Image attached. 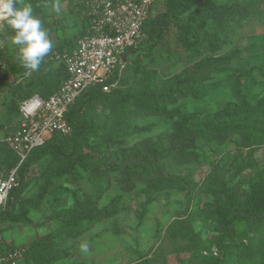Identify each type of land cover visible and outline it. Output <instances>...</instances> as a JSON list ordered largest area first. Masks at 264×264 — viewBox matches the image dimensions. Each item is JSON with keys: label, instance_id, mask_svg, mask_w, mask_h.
I'll list each match as a JSON object with an SVG mask.
<instances>
[{"label": "trees", "instance_id": "1", "mask_svg": "<svg viewBox=\"0 0 264 264\" xmlns=\"http://www.w3.org/2000/svg\"><path fill=\"white\" fill-rule=\"evenodd\" d=\"M200 5L204 7L194 9ZM185 14L187 15L184 18ZM150 16L151 14L142 27L144 39L126 52L135 51L126 60L139 53H150L172 27L177 31L176 39L186 57H202L192 68L188 80L170 81L160 93L152 92L149 97L144 98L137 94L129 101H120L119 105L115 93L107 95L100 86L84 91L65 114V120L71 128L70 135L53 134L41 147L33 149L19 166L16 186L9 192L5 205L0 209L1 233L4 227L9 230L18 227V224L31 227L28 211H35L37 204L45 201L44 196L51 193L52 205L63 207L55 213L61 222L59 232L77 237L119 213L122 201H118V197L117 200L114 197L109 199L111 192L118 191L121 195L137 190L149 192L141 203L142 209L147 210L148 205L159 194L188 191L191 183L180 171L199 158L200 144H208L209 149L212 148L211 144L221 145L229 135H237L240 142L236 144L239 147L249 149L264 145V97H258L264 91V79L262 82L255 80V85L261 91L254 95V105L242 98L244 101L238 104L229 102L223 110L205 115L186 114L180 110L173 114L166 108L173 105L177 97L191 95L205 98L215 95L217 91L222 95L230 94L234 89L235 76H244L247 73L241 69L232 70L230 63L236 58L235 52L212 57L204 52L205 48L215 52L223 51L228 40L236 34L233 27L242 19H245L244 30L251 24H263L264 0H168V7L162 14L151 19ZM87 26L88 20L80 34L58 46L59 51L56 54L61 56L65 51L74 49L77 40L86 33ZM236 37L243 38L246 43L245 52L248 57L244 59V64H251L247 71L264 78V37H248L246 34ZM144 43H147L148 50L142 49ZM67 45L69 48L66 50ZM54 62L60 63L64 71L59 85L53 86L52 90L48 86L46 92L51 91L48 94H37L36 89L29 86L26 93H20L22 101L33 95L47 98L58 90L66 78L63 63L56 59L44 61L43 64ZM116 71L109 83L117 78ZM95 111L97 113L94 115ZM151 117L165 123L167 132L162 136L144 137L131 148H122L123 139L146 131L139 123L144 118ZM89 138L90 141L96 139L97 144L89 146ZM4 144L9 154L7 161H0L6 165L4 169H0V173L6 174L16 167L18 159L5 140ZM111 147L113 150L110 152ZM253 151L250 150L245 159L238 155L233 164L239 162L244 168L249 167ZM35 164L42 165L39 168L41 173L37 176L39 180H43L42 186L36 198L22 202L20 198L25 195L32 183L31 179L34 178H30V173ZM51 164H56L57 167L51 168ZM239 172L240 169H237V174ZM260 175L261 178L264 177V173ZM82 179L89 185V191L71 188L76 181ZM66 198L71 200V204L64 207ZM214 199L212 208L206 206L205 213L196 212V219L203 224L216 221L222 228L219 238H216L220 245L215 256L208 248H205L206 255L201 254L200 235L191 226L195 213L186 218L174 219L167 228V234L173 241L185 239L191 248L190 257L186 261L181 260L182 264H239L238 254L242 243L235 246L233 241L236 238L233 234L238 235L237 240L243 242L248 232L245 229L254 231L264 216V183L258 188L255 186L244 199L231 191L225 196V202H222L219 194H215ZM16 206L21 207L17 216ZM22 206L26 209L23 210ZM7 223L9 226L6 227ZM223 241H229V244L226 245ZM26 245L25 243L21 246ZM221 251L223 256H219ZM27 252L26 248L24 260ZM262 258L264 264V256ZM241 264L247 263L241 261Z\"/></svg>", "mask_w": 264, "mask_h": 264}, {"label": "rangeland", "instance_id": "2", "mask_svg": "<svg viewBox=\"0 0 264 264\" xmlns=\"http://www.w3.org/2000/svg\"><path fill=\"white\" fill-rule=\"evenodd\" d=\"M25 2L33 5L34 15L43 21L49 31L55 44L52 53H58V46L63 41L76 37L86 27L84 0H60L62 11L59 14L51 9L36 7L43 0H25ZM167 7L168 0H156L150 19L162 14ZM203 7L200 5L194 9ZM244 24L245 19H242L233 27L237 35L235 34L231 40H228L223 51L215 52L206 47L204 52L209 53L212 57L220 54L225 56L227 53L235 52L236 58L230 63L232 70L241 69L247 74L235 76L234 89L230 94L222 95L217 91L215 95L205 98H195L191 95L177 97L173 105L166 107L169 113L176 114L180 110L186 114H210L223 110L229 102L238 104L244 101L242 98H246L251 105L256 103L254 95L261 90L258 85H255V80L262 82L264 78L249 73L251 64H244V59L248 57L245 52L246 43L243 38L236 37L251 33V29L244 30ZM258 30L261 31V28L259 27ZM13 34L6 24L0 25V161H7L9 152L4 140L7 135L16 130L19 122L18 107L22 101L20 93H26L30 89L29 86H33L37 94H48L51 91L46 92V88L51 86L52 90L53 86L57 87L64 77L63 68L57 62L42 64L38 72L25 75L26 70L17 60V46L11 42ZM176 36L177 31L171 27L165 33L163 40L150 53L147 55L139 53L130 60H126V65L116 71L117 78L105 94L115 93L117 105H119L120 101H129L137 94L140 98H144L149 97L152 92L160 93L170 81L188 80L192 68L202 57L187 58ZM68 48L69 45L65 49ZM142 49L148 50L147 43L142 45ZM213 78L216 77L213 76ZM258 97L259 99L263 98L264 91ZM96 113L97 111L94 112V115ZM151 124L153 125L149 127ZM139 125L146 131L123 139L122 148H131L144 137L162 136L165 131L167 132L165 123L152 117L144 118ZM96 142V139L90 141V138L87 141L89 146L97 144ZM237 142H240L237 135H229L221 145L211 144L212 148L209 149L208 144H200L201 155L199 158L184 166L180 171L181 175H186L191 183L189 190L182 193L172 191L159 194L148 205L147 210L142 209L141 203L144 202L149 192L137 190L125 195H121L118 191L111 192L108 196L109 199L114 197V200H117L118 197V201L120 199L122 201V204L118 205L119 213H115L77 237H70L66 233L59 232L61 222L55 213L63 207L52 205L51 193L46 194L45 201L42 200L37 204L38 207L35 211H28L31 227L35 229L36 237L34 242L26 243L28 252L23 264H182L181 260L186 261L190 257L191 248L185 239L173 241L167 234V228L174 219L186 218L194 213L195 219L191 226L200 235L201 254L206 255L205 248H208L210 253L215 256L218 254L217 247L220 245L216 238H219L222 228L216 221H214L216 224L201 223L199 219H196V212L205 213L206 206L212 208L215 194L221 195L222 202H225V196L230 191L244 199L245 196L251 194L255 186L258 188L260 184L264 183V177L261 178L260 175L264 173V145L246 149L239 147ZM110 149L111 152L113 149L112 147ZM252 149L254 151L251 154L252 162L249 167L244 168V165L239 162L236 165L233 164L238 155L245 159ZM86 150L85 148L84 152ZM5 166L4 163H0V169H4ZM40 166L42 165L35 164L32 167L30 178H34L31 179L32 183L25 195L21 196L22 202L36 198L43 181L37 177L41 173L39 168L42 167ZM53 167H57V165L51 164V168ZM237 169H240L238 174ZM84 179L76 181L73 185L71 183V188L76 187L82 191H89V185ZM70 204L71 200L66 198L64 207L70 206ZM20 208V206H16V216ZM22 209L26 208L22 206ZM5 226H9V224L7 223ZM17 226L20 229L23 227L21 224ZM255 227L254 231H249V228L245 229L248 232L243 242L237 240L236 236L238 235L233 234L236 238L233 244L236 246L242 243L238 254L239 264L241 261L247 264H263L264 216ZM6 230L8 228L4 227L2 238L6 236ZM26 236L25 232L17 234L11 243L13 245L25 244L21 239ZM223 242L226 245L229 244V241ZM85 243L89 245L88 253H83L80 250V246ZM219 256H223L222 251Z\"/></svg>", "mask_w": 264, "mask_h": 264}, {"label": "built area", "instance_id": "3", "mask_svg": "<svg viewBox=\"0 0 264 264\" xmlns=\"http://www.w3.org/2000/svg\"><path fill=\"white\" fill-rule=\"evenodd\" d=\"M156 0H84L88 20L86 33L71 51L61 56L50 54L47 60L59 59L66 78L58 90L42 98L33 95L19 104L17 129L5 138L18 161L14 169L0 173V209L16 186L17 170L33 149L41 147L53 134L68 136L71 128L65 120L68 108L87 89L102 87L108 92L115 71L125 63L122 56L144 39L142 27ZM25 246H14L2 239L0 231V264H22Z\"/></svg>", "mask_w": 264, "mask_h": 264}, {"label": "clouds", "instance_id": "4", "mask_svg": "<svg viewBox=\"0 0 264 264\" xmlns=\"http://www.w3.org/2000/svg\"><path fill=\"white\" fill-rule=\"evenodd\" d=\"M36 7L51 9L56 14L62 11L60 0H43ZM4 24L14 33L11 42L17 46V60L26 70L25 75L38 72L55 44L43 21L34 15L33 5L25 0H0V25ZM80 250L88 253L89 245L82 244Z\"/></svg>", "mask_w": 264, "mask_h": 264}, {"label": "crops", "instance_id": "5", "mask_svg": "<svg viewBox=\"0 0 264 264\" xmlns=\"http://www.w3.org/2000/svg\"><path fill=\"white\" fill-rule=\"evenodd\" d=\"M259 27L261 28V31L258 30ZM246 29H251V33L246 34V36H248V37H261V36L264 37V23L261 25L251 24L248 27H246ZM23 232H25L27 235L24 239H21L25 243L33 241L36 237V231L32 227H22L21 229L18 227H14V228H11L9 230H6L5 231L6 236L3 237L2 239L4 242H8L11 244L12 240H14L17 237V234H22ZM19 237H22V236H19ZM22 244H24V243H17L15 246H19Z\"/></svg>", "mask_w": 264, "mask_h": 264}, {"label": "water", "instance_id": "6", "mask_svg": "<svg viewBox=\"0 0 264 264\" xmlns=\"http://www.w3.org/2000/svg\"><path fill=\"white\" fill-rule=\"evenodd\" d=\"M135 51H132V52H128V53H125L123 56H122V62L125 63L127 57L131 54H134Z\"/></svg>", "mask_w": 264, "mask_h": 264}]
</instances>
